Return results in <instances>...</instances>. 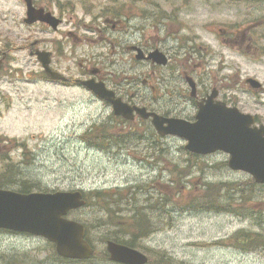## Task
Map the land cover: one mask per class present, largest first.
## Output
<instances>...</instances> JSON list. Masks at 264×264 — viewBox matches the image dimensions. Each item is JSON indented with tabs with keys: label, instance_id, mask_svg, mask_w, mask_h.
I'll list each match as a JSON object with an SVG mask.
<instances>
[{
	"label": "rangeland",
	"instance_id": "rangeland-1",
	"mask_svg": "<svg viewBox=\"0 0 264 264\" xmlns=\"http://www.w3.org/2000/svg\"><path fill=\"white\" fill-rule=\"evenodd\" d=\"M39 1L54 2L50 10L62 16L68 33L76 35L68 36L71 40L68 49L75 51L74 58L88 57L115 81L114 86L120 82L117 97L123 103L129 102V93H138L134 97L137 107L151 104L144 100L151 94L146 87L137 84L130 90L123 86L125 78L130 76H140L139 82L150 76L157 96L165 91L159 89L164 69L154 76L152 65H136L129 56L124 21L127 0ZM22 2L0 0V36L6 34L10 41L19 33L27 34L19 26L25 13ZM152 2V6L159 2L165 14L174 10L179 23L190 28L193 41L187 45L189 49H180L179 64L190 51L195 61L194 76L200 85L204 84L208 92L219 85L228 106L254 116L258 125H264V90L251 92L245 85L246 79L253 78L264 88V24L261 22L264 6H254L251 1L235 4L230 0ZM105 17L119 23L117 29L103 27ZM224 30L247 33L245 36L253 39L255 45H242L236 38L233 43H224ZM13 56L18 60L11 62V72L5 77L0 75V181L24 180L26 185L36 184L39 190L34 193L117 192V220L121 225L108 228L109 235L121 237L125 242L120 245L129 243L132 229H137L138 223L128 225L127 220L132 211L143 209L152 231L148 237L135 241L134 249L147 255L149 264H264V186L256 185L246 173L228 169L227 155L219 152L188 162L183 140L161 138L150 120L141 119L133 123L136 133L122 148L106 151L88 148L81 135H97L101 126L107 128L116 123L118 117L111 108L76 88H68L59 96L53 86L30 82L27 80L30 67L24 53ZM71 61L68 67L75 73L77 64ZM113 85L108 87L115 90ZM180 90L183 91L182 86ZM154 107L155 111H147L191 122L196 115V108L190 106L179 111ZM212 184L220 188L227 185L228 192L222 188L205 195ZM4 188L19 190L9 185ZM232 189L237 193L230 194ZM216 196H222L217 201L222 208L238 204L232 206L236 213L205 210L206 202L210 203ZM240 196L245 201H238ZM97 215L104 218L100 210ZM91 217L86 209L71 215L78 218L76 221L85 219L88 224ZM241 232L252 234L253 238L247 242L250 247L239 243ZM94 233L92 230L90 239L98 258H102L106 253L105 242L95 240ZM49 245L40 238L0 234V264L16 259L25 264H112L97 259L85 263L62 262L52 254Z\"/></svg>",
	"mask_w": 264,
	"mask_h": 264
},
{
	"label": "water",
	"instance_id": "water-1",
	"mask_svg": "<svg viewBox=\"0 0 264 264\" xmlns=\"http://www.w3.org/2000/svg\"><path fill=\"white\" fill-rule=\"evenodd\" d=\"M27 0H25L26 2ZM25 23L42 22L57 26L59 20L43 10L31 8L27 1ZM47 76L60 79L56 73L49 72L48 60L43 52H36ZM141 59L142 56H137ZM147 60L164 66L166 57L155 50L148 54ZM191 95L195 94V85L191 79ZM247 83L252 89L261 85L254 79ZM97 98L112 106L113 115L126 120H133L134 113L143 120H150L156 133L161 136H176L186 141L185 150L196 155H209L221 152L229 156L228 168L249 174L256 184L264 185V126H254V117L241 113L235 107H226L224 103L215 102L216 90L197 103L194 122L165 118L145 108L129 106L113 92L107 90L103 83L93 80L82 82ZM82 194L76 192L29 193L19 194L0 189V229L11 230L39 236L55 245L58 256L73 260L91 258L92 250L84 240V227L78 222L66 218L68 211L83 207ZM109 260L120 264H145L147 258L125 246L111 241L106 243Z\"/></svg>",
	"mask_w": 264,
	"mask_h": 264
},
{
	"label": "flooded vegetation",
	"instance_id": "flooded-vegetation-1",
	"mask_svg": "<svg viewBox=\"0 0 264 264\" xmlns=\"http://www.w3.org/2000/svg\"><path fill=\"white\" fill-rule=\"evenodd\" d=\"M22 1L25 8V13L24 16L20 19L19 26H22V28L27 31V34L24 35L22 33H19L17 34L15 40L12 41H10L8 37H6V34L0 36V75L2 74V77H5L6 75H8V73L11 72V62L18 60L13 59V54L24 53V57L27 58L30 67V70L27 73V80L32 83L53 86V88L57 90V95L59 96L65 94L64 90L68 88H76L89 93L93 98L99 100L82 85V82L93 80L98 83H103L105 87L111 90L117 97L118 88H120V82L116 83L118 86H114L113 83H115V81L110 80V77L108 75L102 73L103 70L99 67L98 63L95 64V61L90 60L88 57H83L82 59L79 57L74 58L76 56L75 51H69L68 43L71 42V40L68 39V36H72L75 38L76 35L68 33L66 30V24L62 16H59L58 14L53 13V11L50 10V6L54 4V2L51 3L49 1L42 2L39 0H27L28 2H30L31 8L35 10L41 9L44 13H50L53 17L59 20V23L55 28H53L49 24H45L39 21L27 25L24 21L27 12V1ZM230 1L235 4L241 1L244 3H249V1H251L254 3V6H264V0ZM148 5L152 6L153 4L149 0L126 1L127 11L124 15V21L126 22L125 28L127 31V36L129 37V45H127V49L129 51L131 60L136 65L147 63L152 65V75L155 76L158 71L163 69L165 70V74H161L162 82L161 84H159V86L161 85V88H159L161 92L163 91V88H165V91L158 94L157 96L156 87L150 81V76L148 78H143V75V79H141L140 82V76L138 78H135L136 76L125 78L123 86H128L129 89L132 90L137 84H139L140 86L142 85L146 87L147 90L149 89L152 95L150 94L149 98L148 94V98H145L144 100L151 102V104L142 107L148 111H155V105H159L165 110L168 109L176 111L182 110L184 107L188 106L196 108V103L205 99L212 89H215L217 92L216 101L226 104V100H223L221 96L220 87H218L219 85L212 87L209 92L206 87L203 88L204 84L200 85L197 78L194 76L195 61H192V55L190 51L182 56V60L180 61L181 63L179 64V57L181 55L179 53L180 49L185 50L188 47L187 45L191 44V42L193 41L192 36L188 32L190 30V28H188V25L186 26V28L183 27V25L179 23L178 13H176L172 9H170V14H165L163 12L164 9L162 5H160L159 3L156 4V6H152L150 8H148ZM261 22L264 24V20ZM118 24L119 23L112 24L109 19H105L102 23V26H109L112 30H115L117 29ZM239 32V30L222 31V33L224 34V43H233L235 42L236 38L242 45L245 43L247 44V46L255 45V41L253 39H248L249 36H245L247 33L237 34ZM233 35L235 36L233 37ZM256 47L257 45L255 46V48ZM187 49H189V47ZM154 50L161 52L166 57V65H156L155 63H152L151 60L146 59L148 54ZM37 51L46 54V59L48 60L47 68L49 72L56 73L60 79L52 80L47 76L45 70H43L42 68L41 63L38 61V57L36 55ZM139 55L142 56L141 59L137 58V56ZM69 60L76 61L77 66H75V73L71 72L68 67ZM18 70L19 69H15V71ZM189 78L195 85L194 96H191L189 87L190 83H188ZM181 83H184L185 86L181 85ZM111 84L113 85V88L115 90L108 87V85ZM245 85L247 86V84ZM181 86L183 88V91L180 90ZM0 94H2L1 91ZM124 94H128V91L126 89H124ZM137 94L138 93H129L130 99L127 103L129 106L137 107V101L134 100V97ZM163 117L174 118L166 113H163ZM137 120L140 119L135 116L133 120H131V123H136ZM0 234L34 238L27 234H20L5 229H0ZM119 243L120 242H118L117 244ZM124 245L127 246L126 244ZM51 252L52 254L55 253L52 249ZM109 262L112 264H119L111 261Z\"/></svg>",
	"mask_w": 264,
	"mask_h": 264
},
{
	"label": "trees",
	"instance_id": "trees-1",
	"mask_svg": "<svg viewBox=\"0 0 264 264\" xmlns=\"http://www.w3.org/2000/svg\"><path fill=\"white\" fill-rule=\"evenodd\" d=\"M108 18L105 17L104 20ZM111 19V18H110ZM103 20V21H104ZM114 121V120H113ZM112 121V122H113ZM111 123H107V125H109ZM94 128H91L90 130H93ZM136 131H134V127H133V123L128 122V121H124L121 118H118L117 122L114 123L113 125H111L110 127L105 128V126H101L100 128H98V132L97 135H92L91 134H86L84 133L81 137V139H83L84 141H86L88 143L87 146H89V148H95L96 150H109V149H120L123 147V145L125 143L129 142L130 137L135 134ZM92 135V137H90ZM189 155V160L188 162H193L194 159L198 158L193 154H188ZM193 164V163H192ZM5 183V184H3ZM251 186L253 188H255V184L251 181ZM28 184L26 181L22 180V181H18V180H9V181H0V188H4L7 185H9L11 188L16 187L18 188V192L20 193H30L33 191H37L39 190L38 186L36 184H32V185H26ZM216 185H209V188L206 189L205 191V195L210 196L212 194V192H219L222 190V188L226 189V192H228V186L227 185H221L222 187H218L216 186V188L214 187ZM239 190V189H238ZM242 192V190H239V192ZM233 193H237V191L235 189H232L230 191V194ZM116 196H118L117 192L111 191V190H106V191H92V192H88L85 195V200H86V206L85 209L92 215V220L89 221L91 222L90 224H88L85 219L84 220H80L79 221L85 226V234H86V239L88 241V243L90 245H92L94 247V244L92 243L91 239H90V235H92V230L95 231L93 238L97 241L100 242H107V241H116V242H122L124 243L125 241H123V239H121V237L116 236L113 237L111 235H109L111 232L110 229L108 228H115L116 226H120L121 222L119 220H117V216H118V211H116L117 209V201H115ZM222 197L219 196L216 198H213L210 203L206 202L205 206L206 209L215 211V212H224V213H236V209H234L232 206H239L238 204H229L231 205L230 207H220L218 204V199ZM230 200V199H229ZM234 200V199H232ZM245 201L243 196L238 197V201ZM235 201V200H234ZM159 206V205H158ZM103 214L104 218H101L97 215V211H99ZM145 217V218H144ZM78 220V218H76ZM128 225L129 223L131 224L132 222H137L138 228L137 229H132V233H133V237L131 239V241L129 243H127L126 245L131 247V248H136L137 245L135 244L137 240H139L140 238H146L151 234V224L149 225V221L148 218L143 215V209H139L135 211H132V215L128 218ZM126 221V222H127ZM137 232V234L135 233ZM249 233H238L239 238L241 239V241L239 243H241L242 246H246V247H250L247 242L249 238H253V236L250 237ZM97 236V237H96ZM257 236V235H256ZM261 243V242H260ZM50 248L55 251L54 246L49 245ZM245 250H250V249H245ZM95 252H97V250H95ZM56 256L57 254L54 253ZM53 254V255H54ZM58 257V256H57ZM94 258H98L97 254L95 253ZM104 260H106L107 255L106 253H104L103 257ZM57 259H59L62 262H67V263H76V261H71V260H65V259H61L60 257H58ZM100 259V258H98ZM25 260V259H24ZM6 264H25L24 261L22 260H18L16 259L14 262L11 263V261H9Z\"/></svg>",
	"mask_w": 264,
	"mask_h": 264
}]
</instances>
